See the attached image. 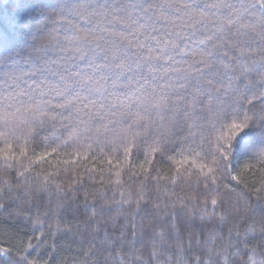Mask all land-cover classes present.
Instances as JSON below:
<instances>
[{"label":"trees","instance_id":"16d2710c","mask_svg":"<svg viewBox=\"0 0 264 264\" xmlns=\"http://www.w3.org/2000/svg\"><path fill=\"white\" fill-rule=\"evenodd\" d=\"M58 2L0 0V59H16L17 50L27 51L46 38L33 35L35 21L43 24L41 14L50 12ZM78 23L88 27L87 21ZM116 31L123 29L117 26ZM79 66L85 68L82 63ZM96 75L109 77L105 87L114 95L129 91L108 69ZM77 92L88 95L82 89ZM89 99L104 102L96 93ZM227 102L236 122H242L246 113L251 127L245 134L233 137L236 130L230 122L216 125L213 136L221 137V143L233 144V149L228 167L221 165L214 173L216 183L209 181L207 187L196 182L198 172L191 161L182 163L178 149L186 129L169 127L166 121L150 125L145 122L144 128L137 129L140 135L130 155L125 154V145L120 142L121 130L126 127L124 118L112 116L98 106L91 109V117L73 113V125L84 119L91 128L79 139L63 143L69 131L61 122L54 128L51 124L37 127L26 137L27 145L21 141L28 148L25 157L14 159L11 167L0 159V264H140L141 260L145 264H167L165 255L172 258V264H197V258L208 259L206 249L212 246L209 235L228 257L227 264H245L249 249L259 250L264 245L260 232V221L264 219V165L254 158L264 139L260 135L264 127V70L235 80ZM16 123L12 120L10 126ZM83 127L80 125L81 130ZM25 133L23 126L17 131V135ZM0 148V156L8 152L3 144ZM153 148L159 150L153 152ZM13 150L19 157L15 145ZM45 153L50 155L37 163ZM201 162L196 159V163ZM185 169H191L190 179ZM21 172L23 176L18 175ZM257 189L262 190L258 193ZM154 222L175 225L171 231L165 228V248L159 250L161 256L156 259L149 256L154 243L152 233L159 231L150 227ZM249 225L256 230L245 234ZM218 260L224 264L222 257H213V264Z\"/></svg>","mask_w":264,"mask_h":264},{"label":"snow or ice","instance_id":"6c2138e0","mask_svg":"<svg viewBox=\"0 0 264 264\" xmlns=\"http://www.w3.org/2000/svg\"><path fill=\"white\" fill-rule=\"evenodd\" d=\"M41 15L43 24L35 21L33 35L46 38L27 51L17 50L16 59H0V144L8 149L0 159L7 167L27 155L28 148L23 145L37 127L51 124L54 128L61 122L69 131L63 143L91 132L87 120L72 124L73 113L91 117V109L98 106L124 118L126 127L121 130L120 142L126 155L131 154L140 135L137 129L144 128L145 122L166 121L169 127L186 129L178 149L182 163L191 161L198 172V184L203 182L207 187L209 181L216 183L214 173L221 165L228 167L233 149V144L221 143V137L213 136L216 125L230 122L236 130L233 137L251 127L246 113L242 122H236L227 97L235 80L264 70V0H59L50 12ZM79 21H87L88 27H81ZM117 26L123 31H116ZM81 63L85 68L79 66ZM103 69L111 71L115 80H122L121 86L129 91L120 95L108 91L105 82L109 77L96 75ZM77 89L88 95L79 94ZM93 93L104 102L89 99ZM53 99L57 101L54 104ZM12 120L17 121L15 127L10 126ZM64 120L69 123L64 124ZM261 123L264 125V117ZM80 125H84L82 130ZM21 126L27 129L23 136L17 135ZM260 135L264 137V127ZM260 143L254 158L264 165V139ZM13 145L19 149V157ZM48 155L39 156L36 162ZM196 159L202 162L196 163ZM108 162L111 164V159ZM185 171L190 179L191 169ZM18 175L23 176V172ZM212 205L215 212V199ZM150 227L159 229L152 233L154 243L149 253L156 259L165 248V228L171 231L175 225L154 222ZM255 230L249 225L245 234ZM131 231L135 244V223ZM260 232L264 235V219ZM208 243L212 245L206 249L208 259L197 258V264H213V257H222L227 264L228 257L211 235ZM246 256L245 264H264V245L259 250L249 249ZM164 260L172 264L170 256L165 255Z\"/></svg>","mask_w":264,"mask_h":264}]
</instances>
